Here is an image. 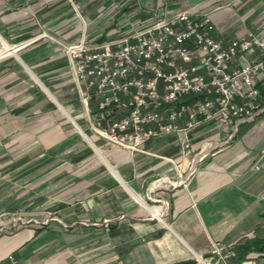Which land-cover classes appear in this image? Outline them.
Masks as SVG:
<instances>
[{
  "label": "crops",
  "instance_id": "crops-1",
  "mask_svg": "<svg viewBox=\"0 0 264 264\" xmlns=\"http://www.w3.org/2000/svg\"><path fill=\"white\" fill-rule=\"evenodd\" d=\"M183 9L208 13L217 37L264 33V0H0V160L19 188L7 205L12 191H0V264L9 253L28 264H200L216 258L213 242L264 235V112L206 121L187 150L177 133L130 150L65 96L63 43L120 37ZM19 201L32 214L22 223L2 215ZM228 262L264 264V251Z\"/></svg>",
  "mask_w": 264,
  "mask_h": 264
},
{
  "label": "built area",
  "instance_id": "built-area-1",
  "mask_svg": "<svg viewBox=\"0 0 264 264\" xmlns=\"http://www.w3.org/2000/svg\"><path fill=\"white\" fill-rule=\"evenodd\" d=\"M158 16L120 37L91 41L82 33L62 44L97 135L142 150L153 137L177 133L187 150L189 130L206 121L226 127L264 112V33L249 29L225 39L213 34L208 13ZM212 246L216 258L200 257V264H229L236 254L232 246ZM6 258L28 264L12 253Z\"/></svg>",
  "mask_w": 264,
  "mask_h": 264
},
{
  "label": "rangeland",
  "instance_id": "rangeland-1",
  "mask_svg": "<svg viewBox=\"0 0 264 264\" xmlns=\"http://www.w3.org/2000/svg\"><path fill=\"white\" fill-rule=\"evenodd\" d=\"M80 22H81V20H80ZM82 25H83V23H82ZM0 49L2 51L1 44H0ZM10 55H13V54L10 53ZM65 77L67 78V84H66V88H67V92L66 93L67 94L65 96L71 97L70 99H71V101L73 103V107H76V109H78L79 112L82 113V115H83L82 117H84V115H85V113H87L88 109L85 106L83 107L82 104L80 103V101L78 100L77 88H76V85H75V82H74V70L70 66L69 63H68L67 70L65 72ZM67 119L69 120V124L72 125L73 127H75L68 117H67ZM1 153L2 152H0V154ZM5 156H9V155L6 154ZM9 171H10L9 163H6L4 161V159L0 160V191H2V193H7L9 191H12L11 194H8L4 198V200L1 201V203L4 204V205H7V204L11 203L13 201V199H14L13 195L19 190V188L15 189L12 186L13 182L10 180V176H9L10 172ZM19 198H23L24 199V193H23V195H19ZM23 205H24V201H22L21 203H20V201L16 202L14 205L10 206L6 211H4L2 213V215L6 216V217H12V216L16 217L17 216V217L21 218L22 220L23 219L25 220L28 217H30V215H32V214L31 213H27L25 208L21 209L20 207H22ZM21 219L17 218L16 222L17 223H22V222H19ZM263 231H264V229H263ZM263 231L261 230L259 232L262 233Z\"/></svg>",
  "mask_w": 264,
  "mask_h": 264
},
{
  "label": "trees",
  "instance_id": "trees-1",
  "mask_svg": "<svg viewBox=\"0 0 264 264\" xmlns=\"http://www.w3.org/2000/svg\"><path fill=\"white\" fill-rule=\"evenodd\" d=\"M236 254L234 256L242 258L249 251H264V235H254L245 238L243 242L234 247Z\"/></svg>",
  "mask_w": 264,
  "mask_h": 264
},
{
  "label": "bare ground",
  "instance_id": "bare-ground-1",
  "mask_svg": "<svg viewBox=\"0 0 264 264\" xmlns=\"http://www.w3.org/2000/svg\"><path fill=\"white\" fill-rule=\"evenodd\" d=\"M8 50L14 51L13 49H10V47H8Z\"/></svg>",
  "mask_w": 264,
  "mask_h": 264
}]
</instances>
